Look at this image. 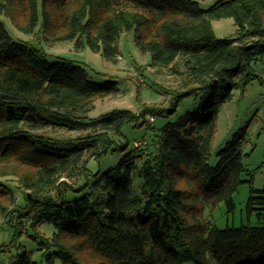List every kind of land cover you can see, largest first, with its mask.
<instances>
[{"label":"trees","instance_id":"1","mask_svg":"<svg viewBox=\"0 0 264 264\" xmlns=\"http://www.w3.org/2000/svg\"><path fill=\"white\" fill-rule=\"evenodd\" d=\"M1 15L22 34L86 43L112 64L121 36L133 33L153 68L181 78L179 97L205 96L196 111L160 130L153 150L136 147L90 175L87 154L104 157L127 124L174 110L115 109L92 119L96 101L117 95V84H96L78 62L49 60L44 48L13 40L0 21V215L13 229L10 246L21 248L17 242L33 232L47 264H264V189L249 201L258 227L219 230L204 217L206 205L234 210L244 183L247 127L217 153L216 166L209 157L220 108L236 90L264 83L252 67L264 61V0H221L208 10L198 0H0ZM228 18L235 37L217 39L212 22ZM48 128L92 131L71 140L38 133ZM76 175L93 181L74 187L68 180ZM71 192L84 194L68 200ZM46 223L55 227L52 238L38 231ZM8 264L39 263L22 250Z\"/></svg>","mask_w":264,"mask_h":264},{"label":"rangeland","instance_id":"2","mask_svg":"<svg viewBox=\"0 0 264 264\" xmlns=\"http://www.w3.org/2000/svg\"><path fill=\"white\" fill-rule=\"evenodd\" d=\"M197 1V0H196ZM203 10H208L221 0H198ZM0 21L4 24L6 30L13 40L28 41L38 47L44 48L49 55L48 59L54 57H63L71 61L78 62L85 66L91 81L99 85L106 83H116L119 93L104 100L96 101L95 110L90 113L92 119L100 115L111 112L112 110H129L134 114L140 113L144 106H159L166 110H174L167 116H154L155 123L149 122L142 126H135V123L127 124L122 135L115 137L116 150L109 151L102 158H90L87 154L83 158L87 162V169L90 175L104 173L110 168L118 165L123 156L134 150L135 143L148 141L150 150L154 149L157 136L160 130L166 125L177 121L187 113L196 111L204 102L203 94L179 97L183 89L181 78L172 75L169 70L155 69L151 66V57L149 54H143L137 47L133 33H125L121 36L118 44L120 57L116 64L104 60L101 52H95L84 43L81 48H76L75 42H50L40 30L31 35H25L15 28V26L4 16H0ZM215 37L217 39L232 38L236 35V26L234 19H221L212 22ZM264 81V61H258L252 66ZM136 82L141 85L136 84ZM167 90V91H166ZM177 106L175 107V105ZM147 120V117H146ZM141 118L139 123H142ZM248 129V139L242 146L245 155L243 159L245 173L243 175L244 183L239 187L233 196L235 208L229 210L226 203H220L213 207L206 205L204 217L212 227L219 230L227 228L258 227L260 221L258 212L249 210V201L253 191L264 189V83L258 80L251 82L245 90H236L231 101L224 104L219 111L217 118V130L213 141L209 164L216 166L219 162L217 153L226 147L233 134L246 128ZM92 129L69 131L66 129L48 128L38 131L60 140H71L77 137H83L90 133ZM128 145V146H127ZM126 147L123 149L122 147ZM149 150V151H150ZM7 182L17 198H20L19 184L11 180ZM67 181V180H66ZM69 183L74 187H79L93 181V176L88 179L75 176L69 178ZM142 181L135 180L133 193L139 194ZM84 192H71L67 195L68 200H75L82 197ZM13 229L5 222L0 215V250L8 249L0 253V258L5 264H8L9 258L16 255L19 251L29 252L33 260L39 264H47L46 259L41 257L39 250L40 239H34V233L24 235L17 243L21 248L10 246L12 242ZM39 233L46 238H52L55 233V227L46 223L39 228ZM53 264H60L58 259ZM193 264V263H189Z\"/></svg>","mask_w":264,"mask_h":264},{"label":"built area","instance_id":"3","mask_svg":"<svg viewBox=\"0 0 264 264\" xmlns=\"http://www.w3.org/2000/svg\"><path fill=\"white\" fill-rule=\"evenodd\" d=\"M147 120H149L150 123L153 124V123H155L156 118L153 116H147ZM150 146H151L150 143L146 140L135 143V147L140 148V149L145 150V151L148 150L150 148ZM0 264H5L1 258H0Z\"/></svg>","mask_w":264,"mask_h":264}]
</instances>
